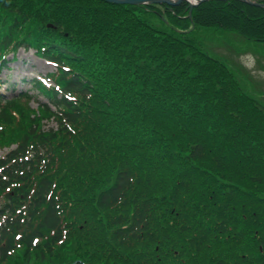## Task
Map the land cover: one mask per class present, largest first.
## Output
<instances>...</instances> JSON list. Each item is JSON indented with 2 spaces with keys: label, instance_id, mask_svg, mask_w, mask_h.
Segmentation results:
<instances>
[{
  "label": "trees",
  "instance_id": "16d2710c",
  "mask_svg": "<svg viewBox=\"0 0 264 264\" xmlns=\"http://www.w3.org/2000/svg\"><path fill=\"white\" fill-rule=\"evenodd\" d=\"M251 1L0 0V68L22 49L52 63L56 88L35 89L57 124L0 156V264H264V104L190 37L264 44ZM31 100L0 105V134ZM84 236L90 256L58 257Z\"/></svg>",
  "mask_w": 264,
  "mask_h": 264
},
{
  "label": "rangeland",
  "instance_id": "374dc122",
  "mask_svg": "<svg viewBox=\"0 0 264 264\" xmlns=\"http://www.w3.org/2000/svg\"><path fill=\"white\" fill-rule=\"evenodd\" d=\"M190 5L191 2L184 1ZM183 2V3H184ZM169 7H176L170 6ZM167 6V7H168ZM148 23L167 29V31L174 30L173 25L157 18L155 15L146 13L144 16ZM190 37L195 39L198 45L212 55L214 58L221 60L227 64L229 68L238 76L241 85L244 87L248 95L259 100L264 104V44H255L250 41H245L237 33L213 31L209 29H193L190 31ZM6 66L0 70V93L6 96H11L13 84L17 85L15 92L30 94L39 97L43 103L48 104L49 101L39 93V90L33 88L32 81L42 80L48 75H53L55 68L42 61L35 51L20 50L16 55L8 58ZM252 67V68H249ZM3 98L0 97V101ZM28 102V101H27ZM17 104L16 110H10V122L12 124H3L2 134H0V156L4 155L8 149L17 145L19 140L27 134L29 126L38 125L39 129L48 131L51 128L57 129V124L53 119L45 117L42 108L35 103ZM40 108V110H39ZM96 232H102L99 225ZM79 240L72 242L76 246L68 244L65 248H72L73 251H62L58 255L61 260L83 257L84 254L90 250L87 248L90 245L86 244L87 238L85 236ZM82 243L84 245H82ZM92 247V246H91ZM89 250V251H88ZM141 251L137 252L139 255ZM12 260L15 264H35L37 259L28 261L24 257L23 250L14 255Z\"/></svg>",
  "mask_w": 264,
  "mask_h": 264
},
{
  "label": "water",
  "instance_id": "95a60500",
  "mask_svg": "<svg viewBox=\"0 0 264 264\" xmlns=\"http://www.w3.org/2000/svg\"><path fill=\"white\" fill-rule=\"evenodd\" d=\"M107 3H114V4H127V5H146V4H163V5H170V6H179L181 3L187 0H178L177 2L173 0H103ZM209 1V0H200L197 3L190 5V10L193 11L195 7L200 5L202 2Z\"/></svg>",
  "mask_w": 264,
  "mask_h": 264
},
{
  "label": "bare ground",
  "instance_id": "6f19581e",
  "mask_svg": "<svg viewBox=\"0 0 264 264\" xmlns=\"http://www.w3.org/2000/svg\"><path fill=\"white\" fill-rule=\"evenodd\" d=\"M189 1H191L192 3H197V2H199L200 0H189Z\"/></svg>",
  "mask_w": 264,
  "mask_h": 264
}]
</instances>
